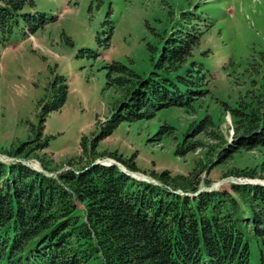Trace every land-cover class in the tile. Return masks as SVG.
<instances>
[{"label":"trees","instance_id":"1","mask_svg":"<svg viewBox=\"0 0 264 264\" xmlns=\"http://www.w3.org/2000/svg\"><path fill=\"white\" fill-rule=\"evenodd\" d=\"M33 5L34 0H0L3 48L20 23L26 39L56 21L45 13L24 12ZM202 20L197 14L180 12L167 34L159 36L160 47L151 48L153 70L145 77L119 62L105 67L107 84L120 99L87 144L95 149L122 123L150 120L165 108H190L206 96L208 73L191 59L208 28L198 24ZM111 30L103 41L105 48ZM98 42L102 41L98 38ZM258 57L247 64L256 74L264 66V53ZM261 88L247 91L235 107L224 106L232 138L217 153L218 163L238 152L264 150ZM67 94L66 77L55 73L39 101L35 130L39 140L48 115L62 108ZM212 129L211 119L204 117L186 132L177 154L199 147L197 141H185L187 136L205 133L221 141ZM164 130L169 128L162 127L160 133ZM42 137V143L34 147L21 144L16 154L44 150L49 137ZM84 140L80 141L82 152L87 146ZM68 166L69 170L51 177L20 162H0V264H249L246 233L256 238L263 262L264 186L228 183L227 189L197 192L200 169L187 177L162 171L156 177L159 184L154 185L116 166L94 164V159L84 165L71 159Z\"/></svg>","mask_w":264,"mask_h":264},{"label":"rangeland","instance_id":"2","mask_svg":"<svg viewBox=\"0 0 264 264\" xmlns=\"http://www.w3.org/2000/svg\"><path fill=\"white\" fill-rule=\"evenodd\" d=\"M183 11L197 14L204 19L198 24L208 26L191 57L208 73L206 96L190 108H165L150 120L122 123L93 149L87 142L120 99L107 84L105 67L119 62L145 77L153 70L151 48L160 47L159 36L167 34ZM24 12L45 13L56 21L26 39L20 23L9 45H0V162H20L55 177L69 170L71 159L80 165L94 159V163L116 164L150 184L158 183L162 171L187 177L200 169L197 192L227 189L228 183L264 184L263 149L238 152L222 163L217 157L232 138L224 106L235 107L247 91L264 86V66L256 74L247 65L264 53V0H34ZM111 27L105 48L103 41ZM55 73L66 77L68 94L62 108L48 115L39 140L35 134L39 101ZM204 117L211 119L221 141L205 133L187 136L185 141H197L199 147L177 154L186 132ZM162 127L169 130L160 133ZM42 136L49 137L44 150L16 154L21 144L34 147ZM126 163L137 171H129ZM233 170L254 175L235 177ZM242 208L246 215V206ZM245 237L249 264H264L256 238L247 233Z\"/></svg>","mask_w":264,"mask_h":264},{"label":"water","instance_id":"3","mask_svg":"<svg viewBox=\"0 0 264 264\" xmlns=\"http://www.w3.org/2000/svg\"><path fill=\"white\" fill-rule=\"evenodd\" d=\"M94 164H98V163H94ZM110 165H115L116 167H118V168L120 169V171H122L123 173H125V174L128 175V176H131V175L134 174V173H131V172H127L126 170H124L123 168L119 167V166L116 165V164H113V163H112V164H110ZM134 175L137 176V177H139L138 174H134ZM134 175H133V176H134ZM245 183H247V182H245ZM247 184L264 186V184H262V183H258V182L247 183Z\"/></svg>","mask_w":264,"mask_h":264},{"label":"bare ground","instance_id":"4","mask_svg":"<svg viewBox=\"0 0 264 264\" xmlns=\"http://www.w3.org/2000/svg\"><path fill=\"white\" fill-rule=\"evenodd\" d=\"M134 175V174H133ZM135 176V175H134Z\"/></svg>","mask_w":264,"mask_h":264}]
</instances>
